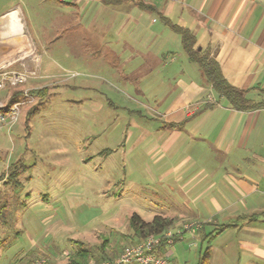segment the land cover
<instances>
[{
    "label": "rangeland",
    "instance_id": "rangeland-1",
    "mask_svg": "<svg viewBox=\"0 0 264 264\" xmlns=\"http://www.w3.org/2000/svg\"><path fill=\"white\" fill-rule=\"evenodd\" d=\"M136 3L105 7L99 0H0V18L18 9L30 56L40 54L38 71L16 88L35 101L20 107L14 124L0 128V264L43 259L68 264L77 250L74 241L85 242L98 260L106 238L108 253L120 255L137 242L129 224L133 214L146 222L158 215L185 216L189 221L177 223L174 232L195 225L197 234L185 232L182 240L166 246L170 264H197L208 248L210 264H264L263 257L249 255L241 239L243 219L220 237L222 223L215 224L212 212L206 215L208 210L188 201L169 172L176 161L168 155L172 141L179 157L197 156L203 148L182 130L172 134L165 124L173 103L187 101L182 83L200 80L201 73L183 48L175 49L183 56L176 55L174 64L161 53L147 27L167 26L158 12L139 5L149 3ZM134 27H144L143 32ZM136 40L142 41L143 48H136L141 60L133 50ZM26 56L18 54L0 66L2 74L23 71L32 64ZM14 90L0 91V114L13 106L8 103ZM211 99H217L213 93L190 101L181 109L184 121L204 118L186 115L204 109ZM19 161L20 172L9 177V168ZM199 210L210 219L197 217ZM202 227L211 231L204 241ZM30 252L32 262L25 260Z\"/></svg>",
    "mask_w": 264,
    "mask_h": 264
},
{
    "label": "crops",
    "instance_id": "crops-1",
    "mask_svg": "<svg viewBox=\"0 0 264 264\" xmlns=\"http://www.w3.org/2000/svg\"><path fill=\"white\" fill-rule=\"evenodd\" d=\"M72 1L78 3L84 0ZM137 1L139 0L125 3L131 2L135 6ZM144 1L173 24L189 30L196 40V47L217 60L225 80L232 87L244 91L246 98L252 102L264 103V0ZM174 19H177L176 23ZM147 28L161 53L167 52V58L171 59L172 64L176 62V55L180 58L183 56L180 52L175 53V49L179 51L183 48L180 34V39H177L169 33L175 32L170 27ZM134 29L142 33L144 27ZM136 41L134 51L138 47L143 48L142 41ZM38 44L43 48L41 41ZM0 52L4 56L10 54ZM136 52L140 54L138 58L141 60L143 55ZM184 57L189 64L192 63L186 53ZM30 58L32 64L25 67L34 75L38 71L39 52L34 51V56ZM198 68L201 79L191 78L189 82L182 83L181 94L186 96L187 101L177 100L173 103L165 114V124H168L167 128L173 129L172 134L176 130H182L180 132L199 141L203 148L197 156H191L187 152L184 157H179L180 153L172 141L169 149L173 148L168 155L170 160L176 161L170 164L169 172L175 176L177 188L188 201L199 203V209L208 210L206 215L212 212L216 218L213 221L215 224L227 226L220 232V237L238 227L236 220L243 219L239 228L244 232L241 239L246 240L249 255L264 258V132L258 130L264 129V109H233L226 99H219L199 66ZM211 93L217 99L208 100L204 109L199 108L200 112L193 111L186 115L191 118L198 114L200 118H204L184 121L181 109L190 101L198 97H209ZM205 99L207 98L201 100ZM186 128L187 131L184 132ZM197 164L198 169L191 170ZM196 215L203 217L200 210ZM209 217L211 216L203 218L210 219ZM171 218H178L179 225L189 221L185 216ZM210 232L207 227H202L199 235L204 241ZM159 254L170 256L172 252L164 248L159 250Z\"/></svg>",
    "mask_w": 264,
    "mask_h": 264
},
{
    "label": "trees",
    "instance_id": "trees-1",
    "mask_svg": "<svg viewBox=\"0 0 264 264\" xmlns=\"http://www.w3.org/2000/svg\"><path fill=\"white\" fill-rule=\"evenodd\" d=\"M100 1L103 4L109 6V5H119L123 2H128L131 0H100ZM139 5L143 8L149 9L150 11L157 12V9L152 5L145 6L142 3ZM159 15L161 17V20L164 22V24L167 27H170L173 31L181 35L184 52L186 53V55L188 56L189 60L192 63H195L200 67L207 81L212 86L213 91L218 95L219 99H226L228 103L231 105V107L237 111H251L257 109H264L263 102H259V103L252 102L251 100L246 98L244 91L232 87L225 80L222 74L221 67L217 62V60L215 58L210 57L209 54H204L196 47V40L193 34L189 30L173 24L171 20L165 17L164 15H161L160 13ZM37 91L38 90H33L31 91V93L35 95V93L37 94ZM21 98H23V91L15 89L9 99L8 104L14 105L16 102L20 101ZM36 110L37 108H35L30 114H32ZM20 165L23 166L21 161L13 165V167L9 168L10 170L13 169V171L8 176L14 178L15 175H17L21 170L18 167ZM4 174L6 173H3V175ZM177 223H179L178 218H169L160 215L155 216L151 222H146L138 214H133L129 219L130 227L134 232L133 240L137 242L142 241L151 234H162L163 232L173 228ZM226 228L227 226H221L219 232H223ZM74 242L77 246V250L69 255L68 264H90L92 260L93 261L95 260L94 259L96 258L95 254L89 248V246L86 245L85 242L82 241H74ZM164 248H166L165 244H163L159 250ZM109 249H110L109 239L106 238L104 240V243L101 245V247H99V252H101L102 254L101 258L95 260L96 261L95 264H100L101 262L104 261H113L119 256V254L113 255L108 253ZM40 253H42L41 254L42 257L45 256L43 255V252ZM26 256L27 257L25 258V260L32 262L31 258H33L34 255H31L30 252ZM43 264H52V263L46 261ZM197 264H210V248H208L203 254H201Z\"/></svg>",
    "mask_w": 264,
    "mask_h": 264
},
{
    "label": "built area",
    "instance_id": "built-area-1",
    "mask_svg": "<svg viewBox=\"0 0 264 264\" xmlns=\"http://www.w3.org/2000/svg\"><path fill=\"white\" fill-rule=\"evenodd\" d=\"M0 68V91L7 86L16 89L26 83L29 75L33 72L27 67L23 71L14 72H1ZM35 98L24 91L23 98L16 102L5 115L0 114V128L5 124H14L20 113V107L33 103ZM185 232L196 233L197 229L194 224H184L183 229L174 232L169 229L162 234H151L140 242L125 247L122 253L113 261H104L100 264H170L168 256L159 254L160 247L165 244L166 246H173L177 241L183 239ZM46 261L43 259L36 263L30 264H43Z\"/></svg>",
    "mask_w": 264,
    "mask_h": 264
},
{
    "label": "bare ground",
    "instance_id": "bare-ground-1",
    "mask_svg": "<svg viewBox=\"0 0 264 264\" xmlns=\"http://www.w3.org/2000/svg\"><path fill=\"white\" fill-rule=\"evenodd\" d=\"M0 43L1 47L10 54L4 56L0 54V66L15 58L19 53L25 54V59L30 56L31 44L24 33V26L21 21L18 9L11 10L5 15L0 25ZM31 57V56H30Z\"/></svg>",
    "mask_w": 264,
    "mask_h": 264
},
{
    "label": "water",
    "instance_id": "water-1",
    "mask_svg": "<svg viewBox=\"0 0 264 264\" xmlns=\"http://www.w3.org/2000/svg\"><path fill=\"white\" fill-rule=\"evenodd\" d=\"M2 18H0V24H1Z\"/></svg>",
    "mask_w": 264,
    "mask_h": 264
}]
</instances>
